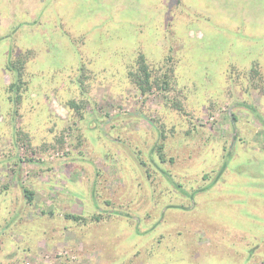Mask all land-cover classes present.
I'll return each instance as SVG.
<instances>
[{
	"label": "rangeland",
	"instance_id": "rangeland-1",
	"mask_svg": "<svg viewBox=\"0 0 264 264\" xmlns=\"http://www.w3.org/2000/svg\"><path fill=\"white\" fill-rule=\"evenodd\" d=\"M4 185L0 264H264V0H0Z\"/></svg>",
	"mask_w": 264,
	"mask_h": 264
},
{
	"label": "trees",
	"instance_id": "trees-1",
	"mask_svg": "<svg viewBox=\"0 0 264 264\" xmlns=\"http://www.w3.org/2000/svg\"><path fill=\"white\" fill-rule=\"evenodd\" d=\"M139 59H140L139 67H138L137 70L130 72V78H131V81L133 83H135V85L137 86V88L141 91V93L150 92L154 88H157L159 90H168V89L170 90L171 86H170V80H167L168 76L167 75H164L162 77V76L155 75L154 70L151 69L150 65H148V63L145 61L143 55H141L139 57ZM19 62H18V64H20ZM18 64H15V66H17ZM254 67L259 72V75H262V71H261L260 65H259V63L257 61L255 62ZM16 69L19 70V67L16 68ZM262 78H263V76H262ZM13 86H14V84L12 85V87ZM19 87H21L20 84L17 85V88H19ZM180 98L181 97L179 95L178 98H176L173 101V103H172L173 105L172 106L175 109L179 110L183 114L184 113H188L187 112V107L185 106V102L182 99H180ZM70 105L73 106V107H76L77 110L80 112V110H79V107L80 106L75 101L72 100L70 102ZM95 125L96 124H94V126L92 125L91 126V129H94L95 128ZM164 146H165L164 144L161 145V146H158L160 155L162 156V161H166L167 160L166 159L167 158L166 154H163ZM170 159H172V158H170ZM204 178H206V179L209 178L208 173L207 174H204ZM2 188H3V186H0V194L2 193L3 190H7L8 189V186L7 185H4V189H2ZM24 195H25V197L27 198V200L29 202H32V200L34 198L33 191H31V190H29L28 188L25 187L24 188ZM107 203H111V202H109V200H107ZM194 204H195V201H194ZM65 216L67 218H70V219H75L76 221H81L82 219H84L85 221H87L86 220L87 219L86 217H82L80 215L65 214ZM93 217L96 218V219H101L103 217V214L99 213L96 216L93 215Z\"/></svg>",
	"mask_w": 264,
	"mask_h": 264
}]
</instances>
